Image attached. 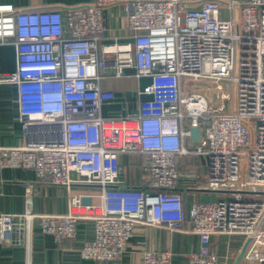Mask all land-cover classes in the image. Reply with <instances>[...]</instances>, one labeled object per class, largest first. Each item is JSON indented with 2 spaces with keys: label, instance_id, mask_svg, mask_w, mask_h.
<instances>
[{
  "label": "built area",
  "instance_id": "1",
  "mask_svg": "<svg viewBox=\"0 0 264 264\" xmlns=\"http://www.w3.org/2000/svg\"><path fill=\"white\" fill-rule=\"evenodd\" d=\"M114 5L131 41L100 42L103 12ZM4 44L14 47L15 69L0 72V84L15 85L30 138L0 145V168L32 169L37 180L66 188L67 210L34 212L27 198L23 212H0V245L27 244L35 225L55 241L73 239L87 220L93 237L80 255L105 264L120 261L138 224L196 235L186 264H219L217 235L247 241L242 264H264V0L0 3ZM114 80L129 85H104ZM121 95L124 109H110ZM190 127L199 128L198 141ZM121 154L140 157L148 190L123 185ZM183 156L203 159L202 189L218 196L187 212L176 189L193 177L179 170ZM132 264H171V250H143Z\"/></svg>",
  "mask_w": 264,
  "mask_h": 264
},
{
  "label": "crops",
  "instance_id": "2",
  "mask_svg": "<svg viewBox=\"0 0 264 264\" xmlns=\"http://www.w3.org/2000/svg\"><path fill=\"white\" fill-rule=\"evenodd\" d=\"M90 0H0V3H10L22 8H54L73 6ZM104 29L100 42L111 43L131 41V33L127 20L119 6H111L104 10ZM15 69V50L13 45H0V72H11ZM112 68L107 66L105 74H111ZM132 74L133 69H127ZM147 78H141L139 81ZM109 88H122L129 85L122 81H108L104 84ZM132 85H134L132 83ZM121 95L110 109H124ZM106 111L107 108L105 109ZM30 137L24 132L18 120L17 91L13 84H0V145L20 146ZM200 166H197V161ZM140 157L119 155V179L124 186L149 187L143 172L140 170ZM179 170L192 173L193 177L181 178L176 189L180 192L185 211L193 202H212L218 196L209 190H203L205 185V166L198 157L183 156L177 160ZM201 168V169H200ZM203 169V170H202ZM75 192L92 194L94 191L83 185H73ZM29 198L31 208L38 213H64L67 210V190L61 186H52L35 178L34 171L28 168H0V212L21 213L25 210L26 199ZM96 201L95 197H92ZM189 228L190 223L185 222ZM93 237V223L78 221L76 235L73 239L55 241L49 234H44L35 225L27 244L21 246L0 245V264H105L100 261L82 258L80 248L84 241ZM214 252L219 264H242L237 256L244 244L240 236L217 235L211 238ZM197 236L188 232H171L138 224L126 244V251L117 264H132L138 260L143 250L160 252L167 248L171 250V264H186L189 252L196 249Z\"/></svg>",
  "mask_w": 264,
  "mask_h": 264
},
{
  "label": "water",
  "instance_id": "3",
  "mask_svg": "<svg viewBox=\"0 0 264 264\" xmlns=\"http://www.w3.org/2000/svg\"><path fill=\"white\" fill-rule=\"evenodd\" d=\"M210 97L212 99V104H217V100H216V94L215 92L212 90L210 91ZM190 130V135H189V138L191 141H198L199 140V137H200V130L198 127H190L189 128ZM90 202V199L89 198H82V203H89ZM246 243L247 241L244 242L238 256H237V260H240L242 255H243V252H244V249L246 247Z\"/></svg>",
  "mask_w": 264,
  "mask_h": 264
},
{
  "label": "rangeland",
  "instance_id": "4",
  "mask_svg": "<svg viewBox=\"0 0 264 264\" xmlns=\"http://www.w3.org/2000/svg\"><path fill=\"white\" fill-rule=\"evenodd\" d=\"M144 83H145V80H141L140 85H142V84H144ZM200 160H202V164H203V163H204L203 159H200ZM196 161H197V163H196L197 166H198V167H201V166H200L201 163L198 162V160H196ZM200 169H201V168H200ZM202 170H203V169H202ZM219 197H221V196H219ZM224 197H225V195H222V198H224Z\"/></svg>",
  "mask_w": 264,
  "mask_h": 264
}]
</instances>
